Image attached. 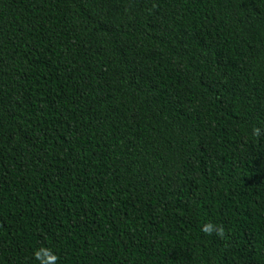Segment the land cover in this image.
<instances>
[{"label":"trees","instance_id":"1","mask_svg":"<svg viewBox=\"0 0 264 264\" xmlns=\"http://www.w3.org/2000/svg\"><path fill=\"white\" fill-rule=\"evenodd\" d=\"M0 264H264V0H0Z\"/></svg>","mask_w":264,"mask_h":264},{"label":"clouds","instance_id":"2","mask_svg":"<svg viewBox=\"0 0 264 264\" xmlns=\"http://www.w3.org/2000/svg\"><path fill=\"white\" fill-rule=\"evenodd\" d=\"M259 129H254V132L256 134H259ZM202 231L208 234H211L213 232H216L217 234H222L223 233V228L221 226H217V225H213L211 223H208L206 225L203 226ZM37 255H41V253H37ZM43 255H49V253H47L46 251L43 252ZM52 259H55L54 257H52Z\"/></svg>","mask_w":264,"mask_h":264}]
</instances>
